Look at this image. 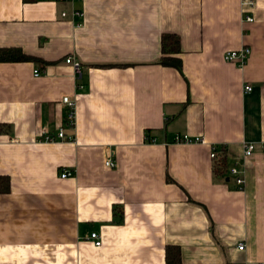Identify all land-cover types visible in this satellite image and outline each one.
I'll list each match as a JSON object with an SVG mask.
<instances>
[{"label":"crops","instance_id":"crops-1","mask_svg":"<svg viewBox=\"0 0 264 264\" xmlns=\"http://www.w3.org/2000/svg\"><path fill=\"white\" fill-rule=\"evenodd\" d=\"M242 1L0 0V49L31 57L0 63V264H165L171 246L181 264H264V0ZM167 34L180 70L160 64ZM244 47L245 66L224 60Z\"/></svg>","mask_w":264,"mask_h":264},{"label":"built area","instance_id":"built-area-1","mask_svg":"<svg viewBox=\"0 0 264 264\" xmlns=\"http://www.w3.org/2000/svg\"><path fill=\"white\" fill-rule=\"evenodd\" d=\"M54 1H66V2H73L75 0H54ZM242 6L243 9L246 10H252L256 7V2L255 0H243L242 1ZM75 16L78 17H82L83 13L80 11H75L74 12ZM63 17H66V14H63ZM245 21L248 23H254L255 22V18L250 16V15H246L245 14ZM252 51L249 47H244L240 50H235V51H229L225 54L224 56V60L228 63H233V64H237L241 67L245 66L250 57H251ZM66 63L73 66L77 76H81L82 71H81V64L80 62L75 58V56H70L66 59ZM35 77H39L41 74L40 72L37 70L34 72ZM245 91L246 92H251L252 88L250 86L245 87ZM63 102L67 105V107L69 108V111L67 113V123L73 128L75 125V110H76V103L75 101H71L70 98L65 97L63 99ZM66 138L65 133L60 130V132L58 133L57 137H51L50 135H46L45 136V140L46 141H55V140H63ZM72 138H70L71 140ZM175 142L177 143H203L204 141L200 138H195L192 139L188 136H177ZM255 145L254 144H246L245 145V155L246 157L252 156L253 153L255 152ZM217 156L216 150L213 149V152L211 154L212 159H215ZM105 167L113 170L117 167V162L114 158V154L112 152H110L105 160ZM231 175L237 178V184L240 188H242L244 186V179L241 177V173L237 168H233L230 171ZM72 176V173L69 171H64L62 173V178L66 179V178H70ZM91 239L95 242V245L97 247H100L102 245L100 236L97 233H92L91 234ZM238 250L240 251H244L245 250V246L243 244H240L238 246Z\"/></svg>","mask_w":264,"mask_h":264},{"label":"trees","instance_id":"trees-1","mask_svg":"<svg viewBox=\"0 0 264 264\" xmlns=\"http://www.w3.org/2000/svg\"><path fill=\"white\" fill-rule=\"evenodd\" d=\"M163 56L160 60V64L164 67H171L175 69H181L182 60L179 57L181 53L180 40L176 35H164L161 41ZM31 60V57L27 56L19 49H0V63H18ZM217 156L214 161V173L217 177H224L227 174V158L226 150L215 149ZM8 183V179L0 181V192L5 191V187ZM182 255L181 249L176 246L166 248L165 252V264H181Z\"/></svg>","mask_w":264,"mask_h":264}]
</instances>
